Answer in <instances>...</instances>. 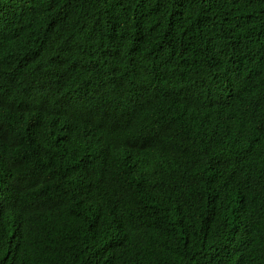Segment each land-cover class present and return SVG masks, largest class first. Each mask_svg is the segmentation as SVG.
Wrapping results in <instances>:
<instances>
[{
  "label": "trees",
  "instance_id": "1",
  "mask_svg": "<svg viewBox=\"0 0 264 264\" xmlns=\"http://www.w3.org/2000/svg\"><path fill=\"white\" fill-rule=\"evenodd\" d=\"M0 264H264V0H0Z\"/></svg>",
  "mask_w": 264,
  "mask_h": 264
},
{
  "label": "clouds",
  "instance_id": "2",
  "mask_svg": "<svg viewBox=\"0 0 264 264\" xmlns=\"http://www.w3.org/2000/svg\"><path fill=\"white\" fill-rule=\"evenodd\" d=\"M43 93H44V95L46 94V92H43ZM45 97H46V99L48 101V91H47V94L45 95Z\"/></svg>",
  "mask_w": 264,
  "mask_h": 264
}]
</instances>
